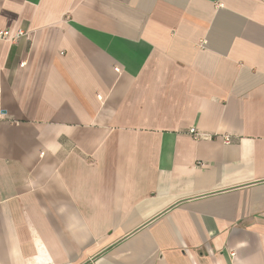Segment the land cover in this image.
Masks as SVG:
<instances>
[{
    "label": "crops",
    "instance_id": "1",
    "mask_svg": "<svg viewBox=\"0 0 264 264\" xmlns=\"http://www.w3.org/2000/svg\"><path fill=\"white\" fill-rule=\"evenodd\" d=\"M4 30L0 264H264V0H0Z\"/></svg>",
    "mask_w": 264,
    "mask_h": 264
},
{
    "label": "built area",
    "instance_id": "2",
    "mask_svg": "<svg viewBox=\"0 0 264 264\" xmlns=\"http://www.w3.org/2000/svg\"><path fill=\"white\" fill-rule=\"evenodd\" d=\"M22 37H26L28 38V35L22 31H19L17 33H12L9 30H4V31H0V39L1 40H11V41H16ZM189 134L191 136H193L196 139H206V138H210V136H208L207 134H203L201 132H198L195 129H191L189 130ZM227 142H229V138L226 139Z\"/></svg>",
    "mask_w": 264,
    "mask_h": 264
}]
</instances>
